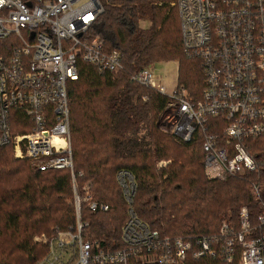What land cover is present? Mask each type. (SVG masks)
I'll return each mask as SVG.
<instances>
[{"label":"built area","instance_id":"2783aa9c","mask_svg":"<svg viewBox=\"0 0 264 264\" xmlns=\"http://www.w3.org/2000/svg\"><path fill=\"white\" fill-rule=\"evenodd\" d=\"M169 4L178 15L183 51L202 68L201 96L192 100L177 83L167 92L151 64L131 80L168 97L171 132L182 143L201 140L207 177L254 170L247 140L264 138V0ZM102 10L100 0H0V147L10 146L15 158L37 170H68L73 195L74 224L34 237L46 246L36 264H183L215 255L227 264L237 248L239 264H264V234L252 235L246 206L239 228L223 222L210 235H162L132 209L136 185L124 169L115 176L129 206L123 246L108 249L85 237L82 204L92 211L108 206L90 200V182L79 187L83 173L74 171L68 84L78 78L80 61L99 72L124 70L120 52L90 33ZM263 224L264 212L258 227Z\"/></svg>","mask_w":264,"mask_h":264},{"label":"trees","instance_id":"16d2710c","mask_svg":"<svg viewBox=\"0 0 264 264\" xmlns=\"http://www.w3.org/2000/svg\"><path fill=\"white\" fill-rule=\"evenodd\" d=\"M100 2L103 10L90 33L101 37L107 50L120 52L124 70L99 72L80 61L78 78L68 84L74 171L83 173L79 187L89 181L90 200L108 206L92 211L82 204L89 222L85 237L108 249L123 246L129 206L115 178L121 169L136 185L132 209L162 235H210L223 222L239 228L242 206L255 228L252 235L264 234V224L258 227L264 212V138L247 140L254 170L209 178L201 140L182 143L158 127L168 97L131 80L143 66L175 60L177 84L192 100L201 96L203 71L199 60L183 51L178 15L169 0ZM159 161L166 162L158 166ZM72 199L68 170H37L29 160L14 158L10 146L0 147V264H36L46 246L32 236L73 225ZM183 264L224 263L215 255L188 257ZM227 264H239L238 248Z\"/></svg>","mask_w":264,"mask_h":264},{"label":"rangeland","instance_id":"374dc122","mask_svg":"<svg viewBox=\"0 0 264 264\" xmlns=\"http://www.w3.org/2000/svg\"><path fill=\"white\" fill-rule=\"evenodd\" d=\"M171 8H173V7H171ZM141 25L145 27L148 25V22L143 21V22H141ZM150 70L153 73L155 78L158 77V82H160L162 85H164L167 88V92H169L174 87V85L177 83L178 62L175 60L159 61V62L151 63ZM170 113H171V108H165V106H164V109L159 114L157 125L162 131L173 135L171 132V128H170V118H171ZM165 162L166 161H159L158 166L164 165ZM87 182H89V181H87ZM61 198L66 203H71V199H68L66 196L62 195ZM36 235H38V234H34L32 236V241H34V242H35L34 237ZM36 242H38V241H36Z\"/></svg>","mask_w":264,"mask_h":264}]
</instances>
